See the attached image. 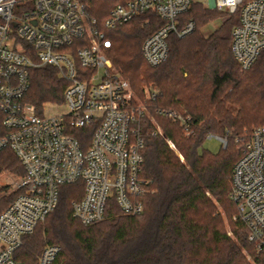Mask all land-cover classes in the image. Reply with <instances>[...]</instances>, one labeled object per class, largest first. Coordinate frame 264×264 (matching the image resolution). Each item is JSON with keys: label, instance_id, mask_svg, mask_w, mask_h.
<instances>
[{"label": "built area", "instance_id": "built-area-1", "mask_svg": "<svg viewBox=\"0 0 264 264\" xmlns=\"http://www.w3.org/2000/svg\"><path fill=\"white\" fill-rule=\"evenodd\" d=\"M195 1L120 0L104 27L156 11L166 23L142 47L147 62L156 67L168 58L171 32L183 37L195 30L194 20L178 25V16ZM209 5L228 14L240 9L232 52L244 69L250 68L264 50V0H210ZM111 44L84 0H0V152L11 148L25 169L10 190L20 193L0 212V264H24L14 253L23 237L56 209L65 184L84 182V195L72 202V209L86 226L107 217L112 199L123 214L144 211L143 196L150 191V180L143 175L145 138L162 134V129L145 131L148 107L116 69L108 54ZM44 65L55 67L68 83L64 113L47 115L44 107L38 112L25 100L31 69ZM147 93L156 96L155 90ZM161 112L191 133V116ZM86 127L92 135L84 148L74 133ZM213 136L227 146L226 137H207ZM237 142L243 156L234 167L230 193L238 210L235 219L245 223L248 239L264 250V124ZM60 251V246L47 244L38 264H52Z\"/></svg>", "mask_w": 264, "mask_h": 264}, {"label": "trees", "instance_id": "trees-1", "mask_svg": "<svg viewBox=\"0 0 264 264\" xmlns=\"http://www.w3.org/2000/svg\"><path fill=\"white\" fill-rule=\"evenodd\" d=\"M84 1L112 40L108 54L117 70L148 107L149 115L142 120L145 131L156 130L150 116L162 128V134L145 138L143 175L150 180V191L143 196L141 214H123L112 199L107 217L86 226L72 209V202L84 195V182L65 184L56 209L23 237L14 258L38 264L43 248L55 244L61 251L52 264H264V250L248 239L245 223L234 219L238 210L230 196L234 167L243 156L237 139L264 124V50L248 69L232 52L240 9L205 34L203 26L227 13L193 2L178 16V25L181 28L194 20L195 30L183 37L171 32L168 58L153 67L142 47L166 23L156 11L106 29L104 22L120 0ZM30 81L25 100L38 112L46 103L63 101L68 83L55 67L32 68ZM153 90L155 98L148 97L147 92ZM167 109L191 116L190 134L178 121L162 114ZM91 132L86 127L74 133L84 148ZM209 134L226 137L227 146L215 153L201 150ZM3 172L20 177L25 173L9 147L0 152V174ZM6 189H0V212L20 193L14 190L1 195ZM219 206L232 222L233 237L225 229Z\"/></svg>", "mask_w": 264, "mask_h": 264}, {"label": "rangeland", "instance_id": "rangeland-1", "mask_svg": "<svg viewBox=\"0 0 264 264\" xmlns=\"http://www.w3.org/2000/svg\"><path fill=\"white\" fill-rule=\"evenodd\" d=\"M196 1L202 2L208 8H212L209 5V1L210 0H196ZM218 10H220V9H218ZM223 11H225V10H223ZM229 16H230V14L227 13V14H225V16L223 18L222 17H217L215 19L210 20L205 26H203L202 31L205 34L212 33L216 28H218L221 25L223 19H226ZM67 109L68 108H67L66 104H64L63 102H61V103H46L44 105V113L47 114V115L61 114V113L66 112ZM152 119H153L152 122L155 124V126L161 128V126L156 122V120L153 117L151 118V120ZM260 124H263V123H260ZM260 124H258V125H260ZM222 146H223L222 142H221V140L218 137H216V136L207 137V139L205 140V142L203 144V147H201V150L206 149L208 151H211V152L215 153V152L220 151V149H222ZM19 178H20V176H17L15 174L11 173V172H6V173L3 172V173H1L0 174V189L8 187V189H6V191H4L1 195L11 193L10 192L11 188L14 186V183ZM219 210L221 212V215H222V218H223V221H224V226H225V229L227 230L228 235L233 237L234 235H233V231H232V222H231L230 218L228 217V214L220 206H219ZM50 218H49V220H50ZM234 219H235V217H234ZM49 220L46 221L45 223L49 222Z\"/></svg>", "mask_w": 264, "mask_h": 264}]
</instances>
